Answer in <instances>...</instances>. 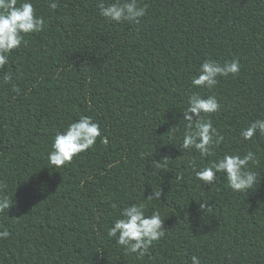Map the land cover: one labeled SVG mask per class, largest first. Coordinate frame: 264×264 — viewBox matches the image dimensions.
<instances>
[{
  "label": "trees",
  "instance_id": "trees-1",
  "mask_svg": "<svg viewBox=\"0 0 264 264\" xmlns=\"http://www.w3.org/2000/svg\"><path fill=\"white\" fill-rule=\"evenodd\" d=\"M56 2L53 10L32 0L47 27L25 36L0 70V194L12 202L0 212V231L10 232L0 264H191L193 255L264 264V135L239 136L264 118V0H141L139 25L107 20L98 0ZM233 58L238 74L211 90L191 85L205 59ZM196 91L221 103L205 117L225 137L217 154L257 153L254 190L233 192L223 179L204 186L186 166L198 153L167 144L179 142L168 129ZM81 115L100 124L101 137L57 170L47 159L52 140ZM166 156L168 169L155 168ZM155 188L162 195L147 211L160 208L165 236L136 259L107 230Z\"/></svg>",
  "mask_w": 264,
  "mask_h": 264
},
{
  "label": "clouds",
  "instance_id": "clouds-1",
  "mask_svg": "<svg viewBox=\"0 0 264 264\" xmlns=\"http://www.w3.org/2000/svg\"><path fill=\"white\" fill-rule=\"evenodd\" d=\"M50 9L58 7L56 0H49ZM99 14L115 23L129 22L136 25L146 16L148 5L141 0H113L105 3L98 0ZM47 27L43 16L37 15L32 0H0V70L9 63L10 53L23 44L28 45L25 39L29 33L41 32ZM240 71V62L237 58L225 61L223 64L213 59H205L198 75L191 79V85L197 89L215 88L219 77L235 75ZM5 82L11 80L7 73ZM221 103L215 95H201L199 91L192 92L188 97L187 106L182 112L179 124L168 129L170 137L179 133L178 144L183 150L198 153V157H190L187 168L190 169L197 181L203 185H213L223 179L225 186L237 193H248L255 189L261 180V174L254 169L258 163L257 153L248 150L244 154L224 152L217 154L216 149L225 137L213 125L212 119L205 118L208 114L218 113ZM183 121V125H181ZM182 129V130H181ZM259 133L264 135V118H259L242 128L239 136L242 141H253ZM101 137L100 124L91 116L81 115L78 120L70 122L63 131H58L52 140L51 150L47 155L48 163L59 170L73 161L80 153L93 148L97 139ZM166 144V143H165ZM144 153H141L143 156ZM205 158L208 159L205 163ZM171 157H163L155 161V168L167 170ZM199 160V163L197 162ZM175 179L182 181L184 173H176ZM6 185L0 184V193ZM162 190L154 189L148 195L147 202H134L120 209L119 215L112 221L107 230V236L113 238L116 244L123 248L127 255H134L136 259L150 256L154 242L165 236L164 220L161 210L152 206L149 214L147 209L153 200H160ZM207 201L201 204L204 208ZM12 202L7 195L0 194V212L9 209ZM209 209V208H207ZM10 232L7 229L0 231V239H7ZM191 264H201L199 256L191 257Z\"/></svg>",
  "mask_w": 264,
  "mask_h": 264
}]
</instances>
